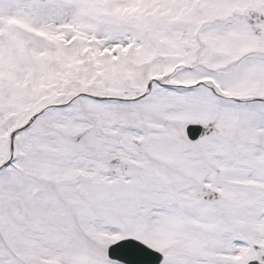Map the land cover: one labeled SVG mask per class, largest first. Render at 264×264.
Segmentation results:
<instances>
[{"label":"snow or ice","instance_id":"6c2138e0","mask_svg":"<svg viewBox=\"0 0 264 264\" xmlns=\"http://www.w3.org/2000/svg\"><path fill=\"white\" fill-rule=\"evenodd\" d=\"M0 264H264V0H0Z\"/></svg>","mask_w":264,"mask_h":264}]
</instances>
